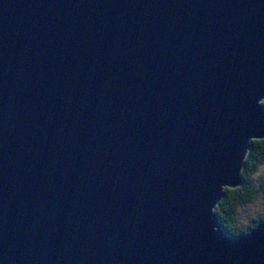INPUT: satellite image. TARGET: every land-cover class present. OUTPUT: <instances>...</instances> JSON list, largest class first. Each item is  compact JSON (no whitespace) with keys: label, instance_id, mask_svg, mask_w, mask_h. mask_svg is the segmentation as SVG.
I'll return each mask as SVG.
<instances>
[{"label":"water","instance_id":"95a60500","mask_svg":"<svg viewBox=\"0 0 264 264\" xmlns=\"http://www.w3.org/2000/svg\"><path fill=\"white\" fill-rule=\"evenodd\" d=\"M261 97L264 0H0V264H264L210 211Z\"/></svg>","mask_w":264,"mask_h":264},{"label":"clouds","instance_id":"9594fccd","mask_svg":"<svg viewBox=\"0 0 264 264\" xmlns=\"http://www.w3.org/2000/svg\"><path fill=\"white\" fill-rule=\"evenodd\" d=\"M264 101L261 97L258 104ZM259 138V139H257ZM237 158L239 183L221 182L211 214L218 218L212 231L234 237L250 235L264 223V135H248Z\"/></svg>","mask_w":264,"mask_h":264},{"label":"trees","instance_id":"16d2710c","mask_svg":"<svg viewBox=\"0 0 264 264\" xmlns=\"http://www.w3.org/2000/svg\"><path fill=\"white\" fill-rule=\"evenodd\" d=\"M263 104H264V101H263ZM230 236V235H229ZM232 237V236H231ZM234 238V237H233Z\"/></svg>","mask_w":264,"mask_h":264}]
</instances>
